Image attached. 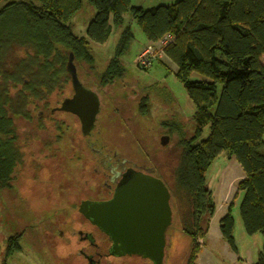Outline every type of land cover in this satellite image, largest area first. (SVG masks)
Wrapping results in <instances>:
<instances>
[{
	"label": "trees",
	"instance_id": "16d2710c",
	"mask_svg": "<svg viewBox=\"0 0 264 264\" xmlns=\"http://www.w3.org/2000/svg\"><path fill=\"white\" fill-rule=\"evenodd\" d=\"M96 9L86 36L73 32L71 19L82 0L10 2L0 9V189H11L24 152L16 118L42 121L33 108L70 75V55L93 65L90 42L104 44L130 12L147 40L172 39L163 48L178 67L176 76L195 105L194 135L179 140L172 192L182 231L190 238L187 264H197L209 220L215 212L206 171L226 153L242 166L240 215L247 234L264 237V0H178L144 9L131 0H89ZM133 38L127 26L114 58L100 76L107 86L121 77L119 57ZM192 73L205 79L194 81ZM146 100L140 102L145 110ZM209 125L206 139L196 142ZM181 132V131H180ZM222 237L237 251L229 207L219 222ZM23 233L8 238L5 256L21 249ZM255 264H264V241Z\"/></svg>",
	"mask_w": 264,
	"mask_h": 264
},
{
	"label": "rangeland",
	"instance_id": "374dc122",
	"mask_svg": "<svg viewBox=\"0 0 264 264\" xmlns=\"http://www.w3.org/2000/svg\"><path fill=\"white\" fill-rule=\"evenodd\" d=\"M177 1L131 0L132 5L144 9ZM10 2L38 3V0H0V9ZM95 15L96 9L89 0H82L81 10L70 22L73 32L85 37L87 26ZM127 26L131 28L133 38L119 57L123 74L112 84L101 86L100 76L114 58ZM148 46H154L155 57L151 65L143 68L139 59ZM88 49L94 58L93 65L74 58L73 65L79 80L97 92L102 100L98 121L101 138L109 147L132 158L147 149L154 150L161 174L164 175L165 166L170 168L166 180L173 192V172L180 155L179 140L181 135L189 139L195 133V105L176 76L177 65L165 56L159 43L147 40L130 12L125 14L121 26L113 27L104 44L90 42ZM261 61L264 64V55ZM62 79L63 83L46 98L45 105L33 108L36 117L38 111L43 110L42 121L15 119L24 158L14 175V190L0 189V264H85L73 254L74 249L65 240L53 243L52 235H46L53 222H59L60 215L68 213L70 217L62 216L59 228H66L67 221L73 217L76 221L80 219L79 203L93 194L92 188L97 182L90 169L93 166L88 157L91 151L85 148L79 118L73 113L54 109L73 94L71 76ZM190 79L199 81L205 77L192 73ZM143 100H146L144 112L139 107ZM209 132L207 125L196 142L206 139ZM163 136L168 138L165 145L161 144ZM244 176L240 163L226 153H221L206 171L215 212L209 220L206 237L198 240L202 249L197 264L256 263L264 237L261 233L247 234L240 215L242 192L235 197L237 184ZM172 204L178 212L174 198ZM230 206L235 220L233 235L237 251L222 237L219 226ZM174 210L168 232L166 264H187L191 241L182 231L177 213L174 217ZM22 231L26 233L20 241L21 249L6 257L8 238ZM65 236L69 237L67 229ZM123 263L148 264L134 257Z\"/></svg>",
	"mask_w": 264,
	"mask_h": 264
},
{
	"label": "water",
	"instance_id": "95a60500",
	"mask_svg": "<svg viewBox=\"0 0 264 264\" xmlns=\"http://www.w3.org/2000/svg\"><path fill=\"white\" fill-rule=\"evenodd\" d=\"M67 71L71 76L74 95L58 107L76 115L82 131L87 133L94 125L100 101L96 93L86 89L78 78L73 56ZM167 136L161 144L167 143ZM80 212L106 232L113 242V254L138 255L162 264L167 243V230L173 223L171 193L157 179L132 177L124 181L114 197L106 202L81 203Z\"/></svg>",
	"mask_w": 264,
	"mask_h": 264
},
{
	"label": "flooded vegetation",
	"instance_id": "af4514ba",
	"mask_svg": "<svg viewBox=\"0 0 264 264\" xmlns=\"http://www.w3.org/2000/svg\"><path fill=\"white\" fill-rule=\"evenodd\" d=\"M83 86L88 90H92L90 87L85 86V84H83ZM95 93L100 101L99 112L96 116L93 127L87 133L82 131V136L85 143V148L91 151V154L88 155V157L93 162V166H91L90 169L93 170L94 177L97 180L96 186L94 188L91 187L93 190L90 188L93 193L92 195L81 199L78 206V212L81 215L79 220L76 221V218L73 217L67 221L68 224L66 223V228H59L62 216L70 217L68 213H65V215H60V219L57 218V221L59 220V222H53L46 235H52L53 243H56L57 240L58 242L62 243L59 241V239L62 241L65 240L69 246L74 249L73 254L77 255L78 258L81 259L85 264H125L123 263L125 262V259L133 257L139 259V261L142 263L154 264L151 259L138 255L113 254V242L110 236L100 229L96 224H94L90 218H87L80 212L81 203L84 201H90L91 203H101L111 200L114 197L118 187L124 181L132 177H146L161 181L165 188L171 193V206L174 210L172 204V199L174 197L170 185L166 180V175L169 174L170 170L168 165L167 167H164V175H162L160 166L156 165L157 154L154 150L147 149L142 151L137 158H132L121 154L115 148L109 147L107 143H105L101 138V131L99 129L98 121L102 112V100L98 93ZM73 95L74 89L72 96ZM54 109L59 111L58 107ZM6 190L11 192L14 190V186L11 189ZM175 211L176 209L174 210V217L177 213ZM62 224L63 222L61 225ZM70 224L71 227H69ZM72 224H74V226H72ZM75 224H77V226H75ZM170 227L166 234L167 243L165 246V254L162 264H166L168 257V232ZM66 229L69 231V237L65 236ZM21 233H23L24 236L26 232L22 231Z\"/></svg>",
	"mask_w": 264,
	"mask_h": 264
},
{
	"label": "built area",
	"instance_id": "2783aa9c",
	"mask_svg": "<svg viewBox=\"0 0 264 264\" xmlns=\"http://www.w3.org/2000/svg\"><path fill=\"white\" fill-rule=\"evenodd\" d=\"M171 39L172 37L170 35H167L160 41L156 42L155 44L159 43L164 48L170 42ZM153 47L154 46H148L147 48L143 50V53L141 54L140 59H139V64L141 67L145 68L151 65V62L153 61L155 57Z\"/></svg>",
	"mask_w": 264,
	"mask_h": 264
}]
</instances>
